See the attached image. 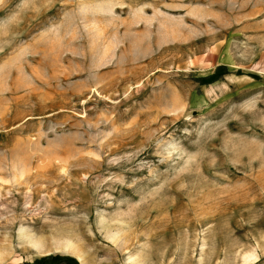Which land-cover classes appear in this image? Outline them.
Returning <instances> with one entry per match:
<instances>
[{"label": "rangeland", "instance_id": "obj_1", "mask_svg": "<svg viewBox=\"0 0 264 264\" xmlns=\"http://www.w3.org/2000/svg\"><path fill=\"white\" fill-rule=\"evenodd\" d=\"M264 264V0H0V264Z\"/></svg>", "mask_w": 264, "mask_h": 264}, {"label": "trees", "instance_id": "obj_2", "mask_svg": "<svg viewBox=\"0 0 264 264\" xmlns=\"http://www.w3.org/2000/svg\"><path fill=\"white\" fill-rule=\"evenodd\" d=\"M32 264H50L49 259H37ZM53 264H77L72 258H61Z\"/></svg>", "mask_w": 264, "mask_h": 264}]
</instances>
